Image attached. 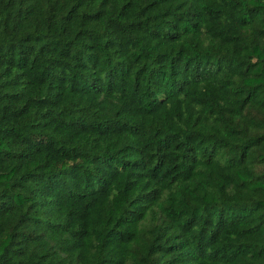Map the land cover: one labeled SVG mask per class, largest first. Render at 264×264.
<instances>
[{"label":"trees","instance_id":"1","mask_svg":"<svg viewBox=\"0 0 264 264\" xmlns=\"http://www.w3.org/2000/svg\"><path fill=\"white\" fill-rule=\"evenodd\" d=\"M0 264H264V0H0Z\"/></svg>","mask_w":264,"mask_h":264}]
</instances>
